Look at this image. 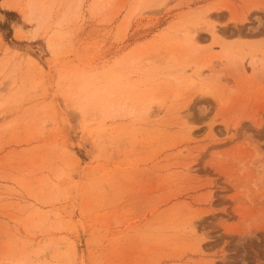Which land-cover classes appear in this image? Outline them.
<instances>
[{
    "label": "rangeland",
    "instance_id": "374dc122",
    "mask_svg": "<svg viewBox=\"0 0 264 264\" xmlns=\"http://www.w3.org/2000/svg\"><path fill=\"white\" fill-rule=\"evenodd\" d=\"M0 12V264H264V0Z\"/></svg>",
    "mask_w": 264,
    "mask_h": 264
},
{
    "label": "bare ground",
    "instance_id": "6f19581e",
    "mask_svg": "<svg viewBox=\"0 0 264 264\" xmlns=\"http://www.w3.org/2000/svg\"><path fill=\"white\" fill-rule=\"evenodd\" d=\"M1 13V12H0ZM6 21V16L3 14V13H1L0 14V22L1 23H4ZM185 36V35H184ZM190 36V35H189ZM187 39H189V38H187ZM186 39V40H187ZM188 41H190V40H188ZM189 43V42H188ZM193 83V82H192ZM191 86V85H190ZM192 86H193V84H192Z\"/></svg>",
    "mask_w": 264,
    "mask_h": 264
}]
</instances>
